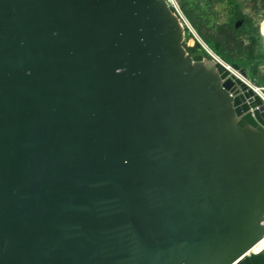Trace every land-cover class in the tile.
I'll return each instance as SVG.
<instances>
[{"label": "water", "instance_id": "water-1", "mask_svg": "<svg viewBox=\"0 0 264 264\" xmlns=\"http://www.w3.org/2000/svg\"><path fill=\"white\" fill-rule=\"evenodd\" d=\"M185 34L168 0H0V264H238L264 240V98Z\"/></svg>", "mask_w": 264, "mask_h": 264}, {"label": "trees", "instance_id": "trees-1", "mask_svg": "<svg viewBox=\"0 0 264 264\" xmlns=\"http://www.w3.org/2000/svg\"><path fill=\"white\" fill-rule=\"evenodd\" d=\"M201 40L223 61L247 70L250 81L264 91V40L258 14L264 18V0H177ZM186 29L185 45L191 54L204 53L203 45Z\"/></svg>", "mask_w": 264, "mask_h": 264}, {"label": "built area", "instance_id": "built-area-1", "mask_svg": "<svg viewBox=\"0 0 264 264\" xmlns=\"http://www.w3.org/2000/svg\"><path fill=\"white\" fill-rule=\"evenodd\" d=\"M169 3L176 9L177 14L179 15V17L181 18V21L183 23V25L185 26V29L188 28V30L194 35L195 39L200 41L201 44L203 45V47H205L211 54H213L214 56L218 57L199 37V35L197 34V32L195 31V29L193 28V26L191 25V23L188 21V19L184 16V14L182 13L179 5L174 1V0H168ZM259 92L262 94L263 98H264V93L262 92V88L257 87Z\"/></svg>", "mask_w": 264, "mask_h": 264}, {"label": "bare ground", "instance_id": "bare-ground-1", "mask_svg": "<svg viewBox=\"0 0 264 264\" xmlns=\"http://www.w3.org/2000/svg\"><path fill=\"white\" fill-rule=\"evenodd\" d=\"M258 261H264V240L240 258L238 264H250Z\"/></svg>", "mask_w": 264, "mask_h": 264}, {"label": "rangeland", "instance_id": "rangeland-1", "mask_svg": "<svg viewBox=\"0 0 264 264\" xmlns=\"http://www.w3.org/2000/svg\"><path fill=\"white\" fill-rule=\"evenodd\" d=\"M177 4H178V2H177V0H174ZM256 21L258 22V23H260V28H261V34H262V36H263V40H264V18H263V15H262V13L261 14H258L257 16H256ZM186 35V34H185ZM195 41H196V39L195 38H193V39H191V40H189V42H188V45H194L195 44ZM251 82V81H250ZM252 83V82H251ZM253 84V83H252ZM254 86H256L255 84H253ZM256 87H258V86H256ZM260 88V87H259ZM262 92L264 93V91L262 90Z\"/></svg>", "mask_w": 264, "mask_h": 264}]
</instances>
